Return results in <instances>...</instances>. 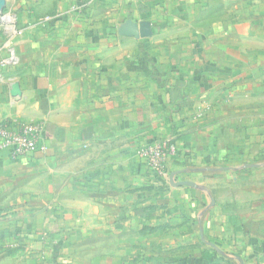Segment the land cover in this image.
I'll return each mask as SVG.
<instances>
[{"label": "crops", "instance_id": "obj_1", "mask_svg": "<svg viewBox=\"0 0 264 264\" xmlns=\"http://www.w3.org/2000/svg\"><path fill=\"white\" fill-rule=\"evenodd\" d=\"M74 3L0 23V121L43 125L0 151V264H264V0Z\"/></svg>", "mask_w": 264, "mask_h": 264}, {"label": "built area", "instance_id": "obj_2", "mask_svg": "<svg viewBox=\"0 0 264 264\" xmlns=\"http://www.w3.org/2000/svg\"><path fill=\"white\" fill-rule=\"evenodd\" d=\"M93 1L95 0H75L71 8L86 15ZM10 18L11 16H4L3 20ZM54 18L47 15L40 22L45 24ZM14 61V56L10 55L8 58L1 60L0 65L4 66ZM9 122L8 119L0 121V151H5L10 159L18 160L33 150L43 149V146L39 143L43 131L41 122L23 123L17 127H11ZM176 153L177 146L173 140L167 138L141 142L133 148L135 160L144 165L149 173L158 179L167 177V164Z\"/></svg>", "mask_w": 264, "mask_h": 264}, {"label": "rangeland", "instance_id": "obj_3", "mask_svg": "<svg viewBox=\"0 0 264 264\" xmlns=\"http://www.w3.org/2000/svg\"><path fill=\"white\" fill-rule=\"evenodd\" d=\"M3 1L2 7L0 8V23H3L4 16H12L11 14V1L12 0H0ZM3 59H0V61Z\"/></svg>", "mask_w": 264, "mask_h": 264}, {"label": "water", "instance_id": "obj_4", "mask_svg": "<svg viewBox=\"0 0 264 264\" xmlns=\"http://www.w3.org/2000/svg\"><path fill=\"white\" fill-rule=\"evenodd\" d=\"M1 2H2V4H3V1H1ZM1 2H0V8L2 7ZM11 89H12L13 93H16L17 85H16V84H12V85H11ZM181 184H188V183H187V182H183V183H181Z\"/></svg>", "mask_w": 264, "mask_h": 264}, {"label": "bare ground", "instance_id": "obj_5", "mask_svg": "<svg viewBox=\"0 0 264 264\" xmlns=\"http://www.w3.org/2000/svg\"><path fill=\"white\" fill-rule=\"evenodd\" d=\"M1 4H2V2H1Z\"/></svg>", "mask_w": 264, "mask_h": 264}]
</instances>
